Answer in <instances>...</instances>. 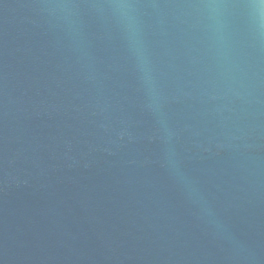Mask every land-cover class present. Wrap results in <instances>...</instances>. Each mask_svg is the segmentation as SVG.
Returning <instances> with one entry per match:
<instances>
[{
	"label": "water",
	"instance_id": "obj_1",
	"mask_svg": "<svg viewBox=\"0 0 264 264\" xmlns=\"http://www.w3.org/2000/svg\"><path fill=\"white\" fill-rule=\"evenodd\" d=\"M209 3L0 0V264H264V39Z\"/></svg>",
	"mask_w": 264,
	"mask_h": 264
},
{
	"label": "clouds",
	"instance_id": "obj_2",
	"mask_svg": "<svg viewBox=\"0 0 264 264\" xmlns=\"http://www.w3.org/2000/svg\"><path fill=\"white\" fill-rule=\"evenodd\" d=\"M215 0H210L209 9L214 10ZM247 22L254 35L264 39V0H246Z\"/></svg>",
	"mask_w": 264,
	"mask_h": 264
}]
</instances>
